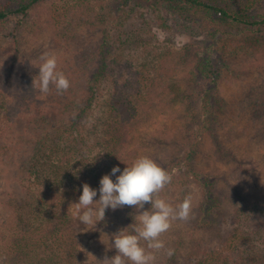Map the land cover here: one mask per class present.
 Wrapping results in <instances>:
<instances>
[{"label":"rangeland","instance_id":"obj_1","mask_svg":"<svg viewBox=\"0 0 264 264\" xmlns=\"http://www.w3.org/2000/svg\"><path fill=\"white\" fill-rule=\"evenodd\" d=\"M9 1L12 0H3L2 3L8 4ZM242 1L247 0H241L240 3ZM87 8L104 15L108 1L45 0L32 8L27 16L17 15L0 21V161L12 147L21 150L25 137L30 143L34 139L23 132L30 115L24 116V112L17 108L22 95L36 92L40 99L50 101L53 98V89L49 94L42 95L38 88L32 86L33 80L38 79L42 63L40 57L44 53L57 57V70L63 71L66 76L70 70H76L85 80L91 72V59L88 68L81 70L79 64L83 58L78 57H85V51L94 55L104 37V27H94L92 19L82 16V11ZM126 10L124 16H121L122 12L119 14L118 23L122 24L109 34L111 61L114 64L101 85L100 103L106 100L112 102L115 97L136 102L139 99L136 96L138 92L145 91L146 79H150L149 84L154 80L160 87L170 80L176 83L177 89L183 88L194 103L203 102L196 108L200 113L204 107H210L212 118L217 119L212 130L204 133L199 149L195 151L194 168L203 177H209L215 182L223 194L219 199L220 209L215 213L216 227L223 229L218 236L217 231H199L194 234V227H197L195 221L203 213L205 201L199 182L184 175L186 164L183 159L191 150L185 125L179 118L160 117L159 108L145 113L147 116L142 122L145 130L141 128L136 142L138 158L148 156L173 175L172 183L160 193V197L173 207L186 196L192 197L190 218L187 221H173L172 227L161 239L166 245L182 235L185 247L192 248L198 242H219L222 239L220 236L224 232L228 233L231 227H260L262 222L248 219L242 210L245 209V200L247 203H264V50L258 52L243 48L240 40L245 35L241 29L219 37L211 58L217 74L216 91L208 104L206 94L212 90V81L202 77L191 80L183 64L186 54L191 52L194 55L198 52L199 56H203L211 44L201 27L163 10L168 24V28L163 29L154 19L151 5L137 0H133ZM249 14L257 17L264 14V0ZM104 21L107 25V16ZM251 34L253 38L256 36ZM258 39L260 42L256 45L263 47L264 31ZM73 60H77L79 66L76 67ZM164 61L170 65V76L166 75L164 69L156 70ZM75 81L72 83L78 84ZM159 98L163 102L164 94ZM11 108L14 112L6 116V111ZM101 109L98 105L91 110L88 116L90 124L82 132L87 140L81 144L82 153L87 157L99 152L95 143L101 134L96 137L90 132V126L96 122ZM151 117L155 118L153 122ZM147 118L150 120L148 125ZM193 126L198 129L197 122ZM79 157L75 156L76 159ZM10 160L12 158L9 157L8 162ZM178 163L180 167H175ZM88 165L96 169L102 167V161L94 163L90 158ZM4 171L5 168L1 166L0 191L5 186L10 191L16 187L18 191V186L14 185V171L6 175ZM112 180L115 182L116 178ZM98 199L99 193L94 202ZM150 208L147 206L145 210ZM122 214L119 210L108 209L105 219L96 226H86L79 222L82 230L79 247L85 253L88 263L97 264L96 260L102 261L105 256H114L111 238L123 227ZM1 215L0 212V227H3ZM3 228L6 230V227ZM141 243L146 247L145 242ZM186 253V248H182V257H186Z\"/></svg>","mask_w":264,"mask_h":264},{"label":"trees","instance_id":"obj_2","mask_svg":"<svg viewBox=\"0 0 264 264\" xmlns=\"http://www.w3.org/2000/svg\"><path fill=\"white\" fill-rule=\"evenodd\" d=\"M2 1L0 21L17 15L27 16L32 8L45 0H12L8 4ZM102 1H108L104 15L89 8L82 11V16L92 19L94 27H104V37L94 55L85 51V57H78L83 58L80 66L77 60H73V64L75 61V66L83 70L88 68L91 59L92 69L85 80H82L79 71L70 70L67 78L71 80V87L67 92L58 95L53 88L50 101L40 99L36 92H27L22 95V101L17 107L20 112H24V116L30 115L23 132L34 139L30 143L25 137L21 150L12 147L0 161V167L5 168L3 174L14 171V185L18 186V191L16 187L10 191L7 186L0 191L1 226L6 227V230L0 227V264H92L85 260V253L79 247L82 230L74 216L75 210L72 211L70 205L78 202L83 184L87 183L99 193L101 178L110 174L113 167H119L122 172L138 159L137 136L147 116L145 113L155 108H159L158 115L162 118H179L189 134L187 140L191 150L183 159L186 164L184 175L199 182L205 201L203 213L195 221L197 227H194V234L199 231H217L218 236L223 231L222 227H216L215 219V213L221 206L219 199L223 194L215 182L209 177H203L194 168L195 151L199 149L204 133L212 130V125L217 122L211 116L210 107H204L200 113L196 108L203 102L194 103L183 88L175 87L176 83L169 80L160 87L154 80L149 84L150 79H146L145 91L136 95L139 98L136 102L115 97L112 102L106 100L100 103L101 85L114 64L111 61L109 34L122 24L118 23L119 14L122 12L121 16H124L133 0ZM137 1L151 5L154 19L163 29L168 28L163 10H168L173 15L198 24L204 31L211 42L208 49L203 56H199L198 52L194 55L191 52L186 54L183 64L191 80L202 77L212 81V90L206 94L208 104L216 91L217 74L211 58L219 37L241 29L245 35L240 40L243 48L258 52L264 50V45H256L260 42V33L264 31V14L259 17L249 14L262 0L241 3V0ZM106 16L107 25L104 24ZM251 32L257 39L252 37ZM169 67L164 61L156 70L164 69L166 75L170 76ZM162 94L164 99L160 102L158 97ZM98 105L102 109L96 122L90 126V132L96 137L101 134L95 143L99 152L87 157L82 153L81 144L87 141L82 132L90 124L89 113ZM13 112L11 108L5 115ZM150 120L153 122L155 118L151 117ZM150 120L146 122L147 125ZM194 122H197L198 129L193 128ZM142 130H145L144 126ZM75 156L80 157L76 159ZM9 157L12 158L10 162ZM90 158L94 163L102 161V167L94 169L89 166ZM179 164L175 167H180ZM118 175L120 173H116ZM147 206L151 205L145 204V208ZM244 206L242 211L246 217L262 222L260 227H231L228 233L224 232L220 236L222 239L219 242H198L192 248L185 247L183 236L179 235L177 240L166 244L165 249L156 253L155 264H264V203H247L245 200ZM117 210L123 213L122 229L129 227L127 232L131 233L130 226L138 223L135 206H124ZM182 248L187 250L186 257H182ZM167 249L174 250L171 257L166 254ZM112 255H116L115 249Z\"/></svg>","mask_w":264,"mask_h":264},{"label":"clouds","instance_id":"obj_3","mask_svg":"<svg viewBox=\"0 0 264 264\" xmlns=\"http://www.w3.org/2000/svg\"><path fill=\"white\" fill-rule=\"evenodd\" d=\"M40 60L38 79L33 80V87L39 89L42 95L49 94L54 88L56 94L62 95L69 90L71 82L63 71H58V60L54 54L44 53ZM116 173L120 175L116 176ZM112 176H116L115 182ZM173 175L159 166L148 156H141L131 166H126L121 172L119 167H113L111 173L100 180L99 199L94 202L97 190L87 183L82 186V194L76 203L70 205L75 209V218L83 225L96 226L105 219L108 209L113 211L124 206H135L136 221L127 229L119 230L112 236V248L116 255L105 256L97 264H155L156 253L165 249L161 237L170 230L172 222L187 221L192 212V197L188 195L173 207L160 193L172 183ZM43 190V189H42ZM145 204H150V210L141 211ZM146 243V247L141 244ZM171 257L173 249H167Z\"/></svg>","mask_w":264,"mask_h":264}]
</instances>
